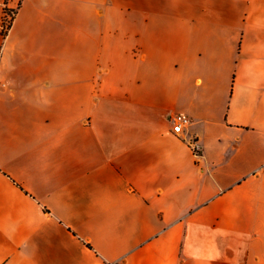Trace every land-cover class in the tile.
Masks as SVG:
<instances>
[{"label": "crops", "instance_id": "crops-1", "mask_svg": "<svg viewBox=\"0 0 264 264\" xmlns=\"http://www.w3.org/2000/svg\"><path fill=\"white\" fill-rule=\"evenodd\" d=\"M6 1L0 264H264V0Z\"/></svg>", "mask_w": 264, "mask_h": 264}, {"label": "built area", "instance_id": "built-area-1", "mask_svg": "<svg viewBox=\"0 0 264 264\" xmlns=\"http://www.w3.org/2000/svg\"><path fill=\"white\" fill-rule=\"evenodd\" d=\"M18 6H12L11 5V0H7L6 4H5V12H4V16H3V21H2V30L3 33H6L11 25L12 22L15 18V15L17 13V9ZM189 123V118H187L186 116H177L174 119V127H173V132L176 134H180L183 130V128ZM191 148L193 149L194 153L196 155L199 154V149L198 146L196 144H191Z\"/></svg>", "mask_w": 264, "mask_h": 264}, {"label": "trees", "instance_id": "trees-1", "mask_svg": "<svg viewBox=\"0 0 264 264\" xmlns=\"http://www.w3.org/2000/svg\"><path fill=\"white\" fill-rule=\"evenodd\" d=\"M4 34H6V33H4Z\"/></svg>", "mask_w": 264, "mask_h": 264}]
</instances>
